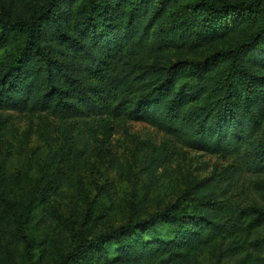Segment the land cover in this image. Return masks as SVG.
Returning a JSON list of instances; mask_svg holds the SVG:
<instances>
[{"label": "trees", "instance_id": "16d2710c", "mask_svg": "<svg viewBox=\"0 0 264 264\" xmlns=\"http://www.w3.org/2000/svg\"><path fill=\"white\" fill-rule=\"evenodd\" d=\"M0 45H16L0 58V111L47 112L88 140L146 122L169 136L136 142L151 171L179 143L241 156L264 175V0H0ZM232 185L223 173L193 180L94 235L82 230L101 214L88 215L54 264H191L209 251L264 264V178L260 203H240ZM58 187L48 180L41 201ZM1 207L29 242L3 194Z\"/></svg>", "mask_w": 264, "mask_h": 264}, {"label": "rangeland", "instance_id": "374dc122", "mask_svg": "<svg viewBox=\"0 0 264 264\" xmlns=\"http://www.w3.org/2000/svg\"><path fill=\"white\" fill-rule=\"evenodd\" d=\"M15 47L0 45V58ZM3 126L0 184L3 177L11 182L0 185V194L14 203L29 242L16 235L14 222L1 207L0 264H27L30 256L33 264H54L72 250L70 230L80 234L88 215L101 214L102 223L92 222L82 230L84 235H94L110 224L125 223L130 216L144 218L176 200L191 181L213 174L223 173L227 183L234 184L230 189L240 203L261 202L254 182L264 175L254 173L241 156L213 154L178 143L171 161L151 171L147 152H139L136 142L160 145L169 136L146 122H129L109 140L102 135L88 140L83 130L71 129L47 112L0 111ZM48 180L59 187L41 201ZM191 264L238 262L209 251Z\"/></svg>", "mask_w": 264, "mask_h": 264}]
</instances>
